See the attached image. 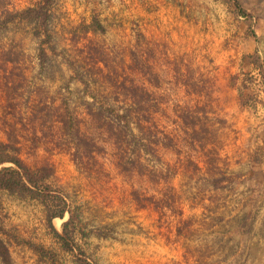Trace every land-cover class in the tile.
<instances>
[{
    "label": "rangeland",
    "instance_id": "rangeland-1",
    "mask_svg": "<svg viewBox=\"0 0 264 264\" xmlns=\"http://www.w3.org/2000/svg\"><path fill=\"white\" fill-rule=\"evenodd\" d=\"M40 1L0 0V8L22 11ZM237 1L248 17L229 0H53L56 51L45 45L44 63L34 25L0 27V140L7 142L14 128L29 166L52 165L48 183L78 216L68 250L42 205L0 192V227L8 232L0 238L11 264H264V0ZM94 16L104 32L91 30ZM73 68L89 71L86 97ZM124 80L144 86L158 104L145 127L176 144L162 143L156 157L147 156L150 169L165 175L170 168L169 183L128 181L113 166L112 144L102 140L101 168L81 171L44 135L47 125L57 132L60 124L42 125L46 114L38 110L67 103L84 120L83 131L98 139L83 103L122 113L125 97L113 85ZM183 82L203 88L201 94H189ZM183 107L208 131L202 140L183 134ZM214 179L224 182L215 188ZM168 187L174 201L166 208ZM135 189L160 209L138 210ZM68 220L69 214L54 219V228L62 233Z\"/></svg>",
    "mask_w": 264,
    "mask_h": 264
},
{
    "label": "trees",
    "instance_id": "trees-1",
    "mask_svg": "<svg viewBox=\"0 0 264 264\" xmlns=\"http://www.w3.org/2000/svg\"><path fill=\"white\" fill-rule=\"evenodd\" d=\"M229 1L234 3L239 15L244 17L249 16L239 1ZM51 5H53V0H42L35 7L22 11L12 12L6 6L0 8L2 12L0 27L6 28L9 24L17 22L34 25V36L40 42L39 56L42 63L48 59V54L44 48L45 45L50 46L52 51H56L52 44L50 30L51 15L49 7ZM96 25L99 26L101 32H104L99 23L98 16L93 17L91 24L93 32L98 30L93 28ZM95 52L98 55V61L105 63L103 52H98L97 50ZM73 72L74 77H72V80L78 79L84 84V93L86 94L84 96L86 97L91 92L93 85L86 79L89 71L73 68ZM100 72H103V70L100 69ZM183 84L188 87L187 91L189 94L200 95L203 90V88L198 87L195 83L183 82ZM101 85L103 87L102 91L108 88L104 84ZM113 86L116 88L118 95L125 97L122 113L118 112L113 106H107L106 103L98 106L95 100L92 102L84 101L85 103H83V114L89 118V123L92 122L95 127L94 131L99 134L98 139L88 131H83L84 120L77 115L78 112L71 111L67 103H63L58 107L45 104L43 109L38 110L39 113L44 110L46 114V116L40 118L42 125L48 124L50 120H54L55 123L60 124V129L57 132H54L53 128L47 125L49 130L44 132V135L50 138L55 149L68 154L76 167L81 171L93 172L97 167L101 168L97 156L106 151L100 144V140H102L103 143L112 144L115 151L113 166L117 173L127 178L128 181L147 176L156 185L162 182H165V184L169 183L170 168L166 171L167 174L163 175L164 173H158L147 165V156L156 157L157 147L160 144L163 143L162 145L166 148L176 146L174 140L169 135L165 134L163 139L156 138V134L152 129L145 127L153 118L152 112L158 110L157 102H155L154 97L149 93L148 89L138 83L136 84L134 81L126 83L124 80L120 85L115 84ZM92 97L96 99L95 96ZM104 100L107 103L109 102L108 97H104ZM114 100L119 101L120 97L114 98ZM193 115L194 113L190 109L183 107L177 120L181 124L183 134L186 138H190L191 142L202 140L203 134L208 133L204 125L198 124L199 118ZM132 125H135L138 129V134L133 132ZM198 125L200 127L199 130L197 129ZM145 129L147 132L144 131ZM189 129H191L190 132H188ZM22 153L23 148L16 130L14 128L8 130L7 142L0 140V192H5L23 201H36L42 205L46 213L47 222L52 228L55 237L69 250L70 241L74 240L73 234L78 224V216L70 210L60 191L55 190L48 183L55 174V168L47 163L41 167L32 168L23 159ZM143 157L145 158L144 161ZM228 181L231 182L229 179ZM222 182H224V179H214L213 186L219 188ZM170 191L171 188L168 187L164 193L166 198L162 200L166 208L171 206L170 200L174 201ZM132 196L138 210L150 206L155 210L160 209L154 201L155 198H144L140 189L133 190ZM66 214H69V220L62 225V233H59L54 228L53 221L56 218L63 219ZM0 234H8V232L0 227ZM37 250L42 256L47 255V252L43 248H37ZM0 258L4 264H11L12 262L9 248L1 238Z\"/></svg>",
    "mask_w": 264,
    "mask_h": 264
}]
</instances>
